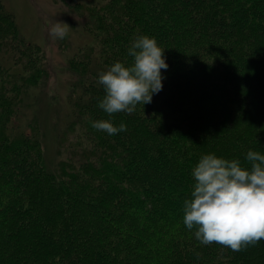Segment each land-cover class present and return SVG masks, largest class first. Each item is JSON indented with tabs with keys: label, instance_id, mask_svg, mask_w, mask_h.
I'll use <instances>...</instances> for the list:
<instances>
[{
	"label": "trees",
	"instance_id": "16d2710c",
	"mask_svg": "<svg viewBox=\"0 0 264 264\" xmlns=\"http://www.w3.org/2000/svg\"><path fill=\"white\" fill-rule=\"evenodd\" d=\"M54 1L84 16L87 41L66 59L50 159L34 106L46 54L0 0V264H264V240L234 252L183 223L202 156L250 169L247 152L264 154V0ZM142 35L164 49L162 90L109 115L99 74L131 65Z\"/></svg>",
	"mask_w": 264,
	"mask_h": 264
},
{
	"label": "clouds",
	"instance_id": "9594fccd",
	"mask_svg": "<svg viewBox=\"0 0 264 264\" xmlns=\"http://www.w3.org/2000/svg\"><path fill=\"white\" fill-rule=\"evenodd\" d=\"M69 27L55 21L49 35L64 39ZM128 52L131 65L117 61L99 74L106 94L98 106L109 115L131 114L137 104L151 103L163 87L161 70L168 64L156 39L139 36ZM92 127L110 136L127 130L123 122L115 127L109 120H95ZM246 159L250 169L239 160L206 154L193 167L195 183L191 199L184 201L183 223L189 230L195 226L202 244L217 243L239 252L264 240V154L249 150Z\"/></svg>",
	"mask_w": 264,
	"mask_h": 264
},
{
	"label": "rangeland",
	"instance_id": "374dc122",
	"mask_svg": "<svg viewBox=\"0 0 264 264\" xmlns=\"http://www.w3.org/2000/svg\"><path fill=\"white\" fill-rule=\"evenodd\" d=\"M1 2L15 17L25 39L39 44L46 54L49 77L47 84L43 85L44 95L34 106L39 108L35 110V113L39 115V120L41 118L44 133L47 135L46 155L50 158L54 154L57 158L54 152L55 126L61 128L66 121L67 106L64 103V97L71 78L65 66L66 59L74 52L78 44L87 41L86 36L81 35L79 31L84 16L76 15L74 10L73 12L65 11L64 6L54 0H1ZM55 21H62L70 26L64 39L50 37L49 29ZM54 101L56 103L53 105Z\"/></svg>",
	"mask_w": 264,
	"mask_h": 264
}]
</instances>
